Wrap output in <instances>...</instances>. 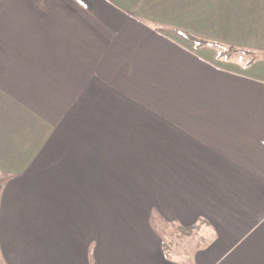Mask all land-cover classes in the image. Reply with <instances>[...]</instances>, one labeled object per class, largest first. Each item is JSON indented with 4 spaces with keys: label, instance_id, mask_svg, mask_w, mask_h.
<instances>
[{
    "label": "crops",
    "instance_id": "crops-1",
    "mask_svg": "<svg viewBox=\"0 0 264 264\" xmlns=\"http://www.w3.org/2000/svg\"><path fill=\"white\" fill-rule=\"evenodd\" d=\"M198 3L0 0L7 264H264V58L223 61L180 32L264 52V0L238 2L251 9L235 15L236 33L251 43L196 31ZM94 105L129 117L124 132L156 165L126 178L118 205L102 207L99 177L86 182L83 149L64 140L69 117Z\"/></svg>",
    "mask_w": 264,
    "mask_h": 264
},
{
    "label": "rangeland",
    "instance_id": "rangeland-1",
    "mask_svg": "<svg viewBox=\"0 0 264 264\" xmlns=\"http://www.w3.org/2000/svg\"><path fill=\"white\" fill-rule=\"evenodd\" d=\"M202 1H204V3H198L197 5L198 19L196 21V31L206 33L208 34L209 38L211 37L217 40H220L221 38L235 42L238 38H243V40H240V42L245 41L246 43H251L250 41H248V39H250L251 37L244 35L245 33H243L242 30H238L241 31V34L236 33L235 17L237 12L240 13L247 11V8H249L248 10H250L251 6L238 3L240 2V0ZM204 8H206L205 13L212 14V25L208 21L204 23L199 19L201 16H204L201 14L204 13ZM221 23H223V25H221ZM236 58H238L239 61L245 62L247 61L248 56H244L238 53L236 54ZM123 100L124 99H118L115 101L117 108H120L124 105ZM101 104V109H104L105 102L101 101ZM133 104L135 105V102H133ZM90 108H92L91 105ZM97 110V106L94 105L92 111L90 112L91 116L86 115V117H84L83 119L78 117V122L76 117H69L73 121L71 122V130L68 131V135L63 132L67 135V139L64 140L68 141V144L70 145L69 151H72V149L74 150L77 147H79V149L81 150L83 149V171L86 173V182H91L93 175L95 177H99L102 190V207L107 205L108 202L113 203V199L115 200L114 203L118 205V203L120 202L124 203L125 197H118L114 195V193H117L118 191L122 193L124 192L125 186L128 183L126 178L129 177V175H131L132 173H139L141 170L156 171V165L146 163L141 160L142 157L148 153V150L142 149L140 145L135 142V136H133L135 133H132L131 136V133H129V131L124 132L123 129L126 124H132L131 121H129V117L119 114H114L113 116H96L94 112H96ZM64 126L65 121L63 120V128ZM150 150L151 149H149V151ZM115 173L118 174L117 177H114ZM133 182H135L136 184L133 186V188L140 189L141 180L138 179ZM132 199H136L138 204L142 202L140 200V197L133 196ZM109 214L110 213L108 211V208L102 210V218L104 216L106 218V215ZM112 214L124 215V213H121L119 211L117 213L112 212ZM171 231L173 230H170V232ZM165 233L167 234V236L172 237V233L168 234V231H165ZM184 236H186V234ZM185 241L189 242V240ZM185 241L180 240L181 244H176L175 248L179 250V252L182 249L186 250L188 248V246L186 245L187 242ZM163 243H165V241H163ZM0 264H7L2 257L1 251Z\"/></svg>",
    "mask_w": 264,
    "mask_h": 264
},
{
    "label": "trees",
    "instance_id": "trees-1",
    "mask_svg": "<svg viewBox=\"0 0 264 264\" xmlns=\"http://www.w3.org/2000/svg\"><path fill=\"white\" fill-rule=\"evenodd\" d=\"M180 32L187 40L192 42L196 47H201V46L214 47L216 49V58L223 60V61H228V60L239 61L238 58H236V54L238 53L244 56H248L247 61L243 62L244 66L251 64L254 60L258 58H264V52L262 51L249 50V49L237 47L234 45H228V44H223V43H219L215 41H209V40H205V39H201L196 36H193L185 31H180ZM178 231L187 233L189 232V229L179 228Z\"/></svg>",
    "mask_w": 264,
    "mask_h": 264
}]
</instances>
